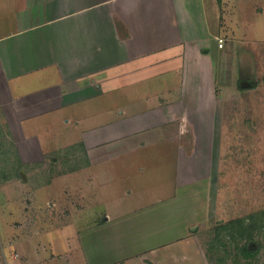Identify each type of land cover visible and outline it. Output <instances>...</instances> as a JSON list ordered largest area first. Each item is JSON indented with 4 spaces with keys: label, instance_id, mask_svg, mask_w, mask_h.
Instances as JSON below:
<instances>
[{
    "label": "crops",
    "instance_id": "obj_1",
    "mask_svg": "<svg viewBox=\"0 0 264 264\" xmlns=\"http://www.w3.org/2000/svg\"><path fill=\"white\" fill-rule=\"evenodd\" d=\"M231 3L0 0V184L38 183L50 216L3 221L22 264H210L197 234L232 178Z\"/></svg>",
    "mask_w": 264,
    "mask_h": 264
},
{
    "label": "rangeland",
    "instance_id": "obj_2",
    "mask_svg": "<svg viewBox=\"0 0 264 264\" xmlns=\"http://www.w3.org/2000/svg\"><path fill=\"white\" fill-rule=\"evenodd\" d=\"M230 3L234 5L240 36L234 30L231 33L238 52L234 57L235 74L229 79L230 88L221 89L220 93L227 96L224 111L234 117L225 154L232 178L224 186L228 200L225 198L226 202L220 203L222 214L200 222L197 235L213 264H264V0H230ZM37 187L39 184L33 180L22 187L17 184L12 188L15 191H11V186L0 184V264H22V233L1 229L9 214L24 208L26 214L20 218L29 232L42 219L50 218L41 212L43 205L34 201ZM256 212L262 214L256 217L251 234L240 236L234 230L235 235L230 238L221 231L224 224ZM14 218L18 225L17 214ZM244 244L256 251L244 256L238 250ZM4 259L6 262L12 259L13 263H6Z\"/></svg>",
    "mask_w": 264,
    "mask_h": 264
},
{
    "label": "trees",
    "instance_id": "obj_3",
    "mask_svg": "<svg viewBox=\"0 0 264 264\" xmlns=\"http://www.w3.org/2000/svg\"><path fill=\"white\" fill-rule=\"evenodd\" d=\"M218 3L221 2V0H217ZM262 212H256V213H252L248 216L239 218L238 220L234 221V222H229L227 224H224L223 226L220 227L221 231L227 236V237H234L235 234H233L234 230L237 231L238 235L240 236H244L246 234H251L253 229H254V224H255V220L256 217L261 215ZM247 221V222H246ZM239 251L242 252V254L244 256L246 255H251L256 251V248H249L247 247V245H241L238 248ZM206 257H207V253ZM208 261L210 264H213L209 257H207Z\"/></svg>",
    "mask_w": 264,
    "mask_h": 264
},
{
    "label": "built area",
    "instance_id": "obj_4",
    "mask_svg": "<svg viewBox=\"0 0 264 264\" xmlns=\"http://www.w3.org/2000/svg\"><path fill=\"white\" fill-rule=\"evenodd\" d=\"M216 39H217V45H218V47H223V45H224V43H225L223 37H221V36H216Z\"/></svg>",
    "mask_w": 264,
    "mask_h": 264
}]
</instances>
